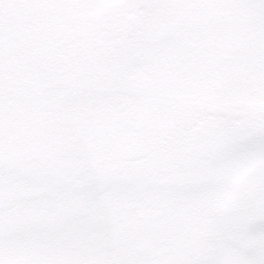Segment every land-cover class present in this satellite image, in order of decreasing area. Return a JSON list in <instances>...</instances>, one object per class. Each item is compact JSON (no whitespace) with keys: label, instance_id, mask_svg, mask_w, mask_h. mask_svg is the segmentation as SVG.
Returning <instances> with one entry per match:
<instances>
[{"label":"snow or ice","instance_id":"1","mask_svg":"<svg viewBox=\"0 0 264 264\" xmlns=\"http://www.w3.org/2000/svg\"><path fill=\"white\" fill-rule=\"evenodd\" d=\"M0 264H264V0H0Z\"/></svg>","mask_w":264,"mask_h":264}]
</instances>
